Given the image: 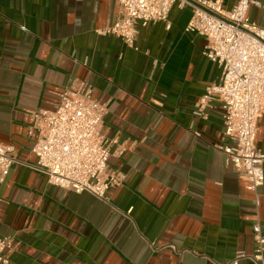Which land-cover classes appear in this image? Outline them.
Returning a JSON list of instances; mask_svg holds the SVG:
<instances>
[{"label":"crops","instance_id":"obj_1","mask_svg":"<svg viewBox=\"0 0 264 264\" xmlns=\"http://www.w3.org/2000/svg\"><path fill=\"white\" fill-rule=\"evenodd\" d=\"M256 1L248 14L264 26ZM119 16L118 0H0V143L15 160L0 182L9 264H228L251 254L264 208L218 148L235 143L221 104L194 114L223 69L204 55L206 38L186 30L192 8L177 2L170 28L139 25L133 48L97 33ZM73 78L108 105V171L123 179L107 201L50 185L35 167L30 114L54 110ZM256 145L264 155V112Z\"/></svg>","mask_w":264,"mask_h":264},{"label":"built area","instance_id":"obj_2","mask_svg":"<svg viewBox=\"0 0 264 264\" xmlns=\"http://www.w3.org/2000/svg\"><path fill=\"white\" fill-rule=\"evenodd\" d=\"M118 0L120 16L98 34L112 35L134 47L138 26L164 22L170 28L169 14L179 2L190 6L192 17L187 31L204 36V55L223 69L221 81L209 85L195 104L194 114L205 117L207 108L219 102L224 109V137L234 145H219L226 162L239 169L246 188L255 194L256 209L264 208V155L256 145L258 122L264 112V26L249 17L256 0H238L225 9L223 0ZM108 105L93 97V87L73 78L60 93L54 110L30 114L28 135L35 139L36 169L47 175L50 185L67 192L89 193L107 201L109 190L122 183L123 174L108 171L109 143L103 132ZM11 147L0 143V182L9 175L15 160ZM254 249L238 251L228 264L247 259L264 264V231L256 214L253 223ZM10 237H0V264H9L5 251Z\"/></svg>","mask_w":264,"mask_h":264},{"label":"water","instance_id":"obj_3","mask_svg":"<svg viewBox=\"0 0 264 264\" xmlns=\"http://www.w3.org/2000/svg\"><path fill=\"white\" fill-rule=\"evenodd\" d=\"M188 1H190V2L194 3L192 0H188Z\"/></svg>","mask_w":264,"mask_h":264}]
</instances>
